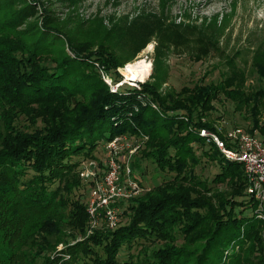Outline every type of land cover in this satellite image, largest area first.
<instances>
[{
  "label": "trees",
  "instance_id": "obj_1",
  "mask_svg": "<svg viewBox=\"0 0 264 264\" xmlns=\"http://www.w3.org/2000/svg\"><path fill=\"white\" fill-rule=\"evenodd\" d=\"M21 1L0 0V264H264V203L248 193L243 165L212 154L216 144L199 135L201 128L217 131L206 116L222 94L243 128L264 140V51L247 72L234 54L227 57L215 82L112 91L100 69L116 81L125 60L111 43L88 52L69 39L68 52L56 28L25 21L33 8ZM116 135L139 143L130 159L118 158L122 175L127 163L142 184L137 170L142 175L148 161L167 177L117 201L114 227L102 220L89 229L80 157L99 158L93 150L102 140L106 156ZM205 160L216 169L212 179L197 172ZM224 180L228 194L193 196L194 188L212 190L211 182ZM178 238L182 244L174 245Z\"/></svg>",
  "mask_w": 264,
  "mask_h": 264
},
{
  "label": "rangeland",
  "instance_id": "obj_2",
  "mask_svg": "<svg viewBox=\"0 0 264 264\" xmlns=\"http://www.w3.org/2000/svg\"><path fill=\"white\" fill-rule=\"evenodd\" d=\"M22 1L18 5H22ZM26 1L31 3L28 2L29 8L33 10L25 21L44 23L48 29L56 28L55 32L60 36V41L68 52H70L69 39L73 42L77 40L83 42L88 52L98 49L97 43L99 42L111 43L112 50L119 58L125 60L116 68L120 75L116 81L112 78L113 76L111 77L102 68L100 69L102 79L112 91L121 84L139 87V83L142 82L147 86L151 85V88L156 87L158 91L171 89L177 91L182 85L191 87L197 82H215L221 78L220 72L226 67L227 57L234 54L233 60L244 66L247 72L251 66L252 57L264 51V0ZM218 25L222 27L220 32L217 31ZM215 33H217V41L214 43L210 37ZM201 51L206 52L203 54ZM235 51H238L237 54ZM138 59L147 62V71L142 79H128L122 71L123 67L126 63ZM156 62H161L162 72L159 73L158 79L155 76ZM255 81L254 77L247 79L249 85ZM156 83L157 86H155ZM219 95L213 100L217 108H212L206 117L214 124L217 135L222 137L229 146L231 141L226 137L227 131L235 126L242 128L245 126L240 124L238 113L230 109L229 100L225 99L222 94ZM253 135L261 138L258 132ZM103 144L102 140L93 150L95 155H101L99 158L80 157L83 159L81 165L86 163L85 165L94 167L97 172L103 174L105 170L103 164L106 158L102 151L101 145ZM211 153H217L221 158H226L219 149ZM212 165L205 160L198 168L196 167L197 172L212 179L216 171ZM143 167L144 172L141 175L139 174L141 171L137 170V176L139 175L142 185L145 186L144 190H148L167 177L161 174L162 172L157 173L148 161L143 162ZM229 182V180H224L223 182L213 181L210 185L207 183L212 187V190L207 191L194 188L196 191L193 196L196 200H202L211 196L214 189L224 195L228 194L230 192V188H227ZM77 192L83 193L82 198L85 199L83 189ZM196 192L199 194L196 195ZM247 197L239 195L237 200H246ZM198 211L204 212L205 210L198 208ZM125 219L124 216L122 221ZM201 227L202 225L193 229L192 233ZM260 233L261 241L264 242V229H260ZM242 236L240 235L241 238ZM78 237L85 238V235H78ZM173 243L179 245L182 244V240L178 238ZM229 250L230 252L236 251V247L234 249L230 247ZM131 251H135V248Z\"/></svg>",
  "mask_w": 264,
  "mask_h": 264
},
{
  "label": "built area",
  "instance_id": "obj_3",
  "mask_svg": "<svg viewBox=\"0 0 264 264\" xmlns=\"http://www.w3.org/2000/svg\"><path fill=\"white\" fill-rule=\"evenodd\" d=\"M231 141L228 146L216 132L206 128L199 130L207 142H214L223 155L233 161H239L247 178V191L264 203V140L247 132L242 127H233L227 131ZM139 143H134L124 135H116L107 142V153L104 160L103 174L94 167L81 165L79 171L83 180L88 183L86 211L90 218V228L104 220L109 227H114L121 215V207L117 201L126 200L144 190L143 185L133 177L126 163L121 173L118 158L130 159L137 150ZM128 154V158H126ZM124 160V159H123ZM258 216H262L260 213Z\"/></svg>",
  "mask_w": 264,
  "mask_h": 264
},
{
  "label": "bare ground",
  "instance_id": "obj_4",
  "mask_svg": "<svg viewBox=\"0 0 264 264\" xmlns=\"http://www.w3.org/2000/svg\"><path fill=\"white\" fill-rule=\"evenodd\" d=\"M122 71L128 79H142L147 71V62L143 59L128 62Z\"/></svg>",
  "mask_w": 264,
  "mask_h": 264
}]
</instances>
